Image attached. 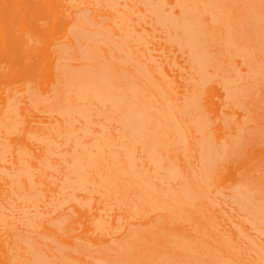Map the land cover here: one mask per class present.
I'll return each mask as SVG.
<instances>
[{"label": "bare ground", "instance_id": "1", "mask_svg": "<svg viewBox=\"0 0 264 264\" xmlns=\"http://www.w3.org/2000/svg\"><path fill=\"white\" fill-rule=\"evenodd\" d=\"M27 72L0 162L22 97L57 116L0 167L22 264H264V0H0V93Z\"/></svg>", "mask_w": 264, "mask_h": 264}, {"label": "rangeland", "instance_id": "2", "mask_svg": "<svg viewBox=\"0 0 264 264\" xmlns=\"http://www.w3.org/2000/svg\"><path fill=\"white\" fill-rule=\"evenodd\" d=\"M99 11L103 10L104 4L102 2L97 3ZM63 35L62 31H59V34L57 38L61 37ZM161 41V40H160ZM163 43V41H161ZM55 48H53V51ZM162 55V54H161ZM173 69V67H172ZM176 69V68H175ZM246 69V67H245ZM177 70V69H176ZM179 75L183 76V74L177 72ZM27 81H31L32 83L28 85L24 83H19L12 87L11 90L6 91V93L1 94L0 93V122L2 121L3 110L7 107L9 102L13 99L14 95L17 94V92H23L28 88H36L37 85H39L42 81H44L43 77L40 79L36 75H32L29 72L25 73ZM26 81V82H27ZM182 83H185L184 80L180 79ZM186 84V83H185ZM2 90H5L4 86H1ZM51 89V88H50ZM217 100V99H215ZM219 102V100H217ZM225 104L227 106V103L225 101ZM221 103L219 102L218 106V113L219 115H222L223 112L226 111V109L220 108ZM19 113L23 116V129L17 134H14L8 139V142L10 144V153L8 156L0 162V167L4 168H12V169H18V163L16 162V158L14 157V151L19 149H25L28 151V153H31L28 155V160H32L33 163H36L37 154L41 153V146L40 144L32 137L31 130L37 129L40 126H55L54 125V116H57L55 113L51 112L48 107L46 106H35L31 105L29 101L27 100L26 96L22 97V99L19 102ZM245 113L249 116V111L246 108H239V119H243L245 117ZM244 121H247V124L253 125V121L249 119H245ZM234 126V125H233ZM231 126V127H233ZM229 127V128H231ZM236 127V126H234ZM224 130V127H223ZM31 138V140H30ZM54 177H61L60 173L54 174ZM35 178L37 181H42L46 177L42 176L41 172L38 170H35ZM5 180L6 182L9 180V177L6 175L0 176V185L2 184L3 189H7V185L2 183V181ZM52 187L56 188L60 185L58 180H51ZM51 187V188H52ZM53 189V188H52ZM12 200H16V197L13 196ZM45 200V199H44ZM46 201L49 202V198L46 196ZM9 202L4 203L5 209L9 208ZM79 202H77V199H69L68 202L65 204L64 208H72V210H76L77 207L79 208ZM101 207L109 210L111 209V203H105L102 202ZM24 206L22 203H18L11 207L10 212H5L9 215V218L7 220V224L11 225L13 228H1L0 227V259H4L7 256V264H22V260L20 259V253L21 247L19 246V235L17 234L16 228H22L24 222L18 217V214L20 215L19 211L20 208H23ZM115 208V207H114ZM54 210L53 204H47L43 202V200L38 203L34 208H32L30 211L32 212H41L45 213L47 211ZM111 214H116V211L110 212ZM57 214V213H56ZM78 216H73L70 220L66 223L65 226L73 225L74 221L77 220ZM47 222V220H46ZM226 224H230L228 221L225 222ZM48 224V223H47ZM15 228V229H14ZM14 245H16L18 248H16ZM7 252L10 253V255L13 254V258H10V255H7ZM6 254V255H5Z\"/></svg>", "mask_w": 264, "mask_h": 264}]
</instances>
